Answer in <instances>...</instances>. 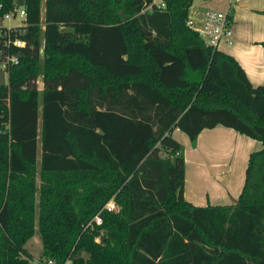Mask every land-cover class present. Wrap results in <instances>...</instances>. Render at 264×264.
Masks as SVG:
<instances>
[{
  "label": "trees",
  "instance_id": "1",
  "mask_svg": "<svg viewBox=\"0 0 264 264\" xmlns=\"http://www.w3.org/2000/svg\"><path fill=\"white\" fill-rule=\"evenodd\" d=\"M192 1L0 0L25 12L0 86V264H32L34 232L37 264H264V80L186 24ZM216 124L261 146L233 203L195 205L171 130Z\"/></svg>",
  "mask_w": 264,
  "mask_h": 264
},
{
  "label": "crops",
  "instance_id": "2",
  "mask_svg": "<svg viewBox=\"0 0 264 264\" xmlns=\"http://www.w3.org/2000/svg\"><path fill=\"white\" fill-rule=\"evenodd\" d=\"M192 5L200 10L207 2ZM230 17L232 43L218 49L237 60L252 85L260 84L264 80V0H233ZM171 135L182 145L183 197L195 205L233 203L247 156L261 146L260 141L221 124L202 128L193 143L177 127Z\"/></svg>",
  "mask_w": 264,
  "mask_h": 264
},
{
  "label": "built area",
  "instance_id": "3",
  "mask_svg": "<svg viewBox=\"0 0 264 264\" xmlns=\"http://www.w3.org/2000/svg\"><path fill=\"white\" fill-rule=\"evenodd\" d=\"M207 5L197 10L192 4L189 7V13L186 16V24L193 28L202 38L204 43L212 49H218L221 45L232 43V27L230 11L233 0H202ZM164 0H150L147 7H162ZM24 8L19 6L14 9L0 12V34H2V44L0 45V70L4 73V81L7 84V75L9 67L17 62V50H10L14 47L24 45V40L18 37H12L11 31L20 30L24 27ZM17 19L15 23L4 24L3 20ZM13 46V47H12ZM37 86L40 87L41 80L36 79ZM40 83V84H38ZM105 207L111 209L114 207L112 200L106 202ZM95 222H99L97 215L94 217ZM51 264V259H47Z\"/></svg>",
  "mask_w": 264,
  "mask_h": 264
},
{
  "label": "rangeland",
  "instance_id": "4",
  "mask_svg": "<svg viewBox=\"0 0 264 264\" xmlns=\"http://www.w3.org/2000/svg\"><path fill=\"white\" fill-rule=\"evenodd\" d=\"M197 1L198 0H193L192 3H195ZM40 6H41L40 8L42 9V6H43L42 5V1H41ZM15 22H17V19L16 18L15 19H9V20H6V19L3 20V23L4 24H7V23H15ZM38 84H40V83H38ZM6 127H7V124L6 123H2L1 124V128H6ZM203 144H205V143H202L201 144V150H205L206 147H207L206 145H203ZM35 182H36V185L38 186V184H39V177H38V173L37 172H36V176H35ZM25 247L29 251V253L31 254L30 260H31L32 264H37V261L40 258V240H39L38 234L36 232H34L27 239V241L25 242Z\"/></svg>",
  "mask_w": 264,
  "mask_h": 264
},
{
  "label": "water",
  "instance_id": "5",
  "mask_svg": "<svg viewBox=\"0 0 264 264\" xmlns=\"http://www.w3.org/2000/svg\"><path fill=\"white\" fill-rule=\"evenodd\" d=\"M17 56H20V52L17 53ZM5 84V81H4V73L2 70H0V86L4 85ZM161 157L164 156V153H160L159 154Z\"/></svg>",
  "mask_w": 264,
  "mask_h": 264
}]
</instances>
